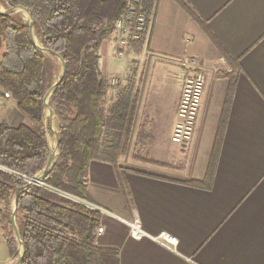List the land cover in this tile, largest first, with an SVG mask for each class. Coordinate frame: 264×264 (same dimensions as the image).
Returning a JSON list of instances; mask_svg holds the SVG:
<instances>
[{
    "label": "crops",
    "instance_id": "crops-1",
    "mask_svg": "<svg viewBox=\"0 0 264 264\" xmlns=\"http://www.w3.org/2000/svg\"><path fill=\"white\" fill-rule=\"evenodd\" d=\"M184 1L203 25L176 0H160L147 45L151 54L140 46L139 58L158 69L147 71L143 79L148 82L137 85L132 131L144 128L142 141L157 144L156 163L132 161L125 154L117 168L99 159L89 164L90 204L99 208L104 227L96 244L115 249L120 264H264V0ZM115 37L105 40L99 51L100 69L110 84L107 95L114 99L130 82L129 61L116 55ZM185 55L199 59L206 87L196 131L182 148L172 135L183 73L162 56ZM150 79L173 87L155 110L146 102ZM230 85L232 100L214 175L210 183L193 184L207 177ZM13 101L2 115L17 126L26 116ZM137 219L146 232L140 239L131 235ZM164 235L175 243H164ZM10 259L0 233V263Z\"/></svg>",
    "mask_w": 264,
    "mask_h": 264
},
{
    "label": "trees",
    "instance_id": "trees-1",
    "mask_svg": "<svg viewBox=\"0 0 264 264\" xmlns=\"http://www.w3.org/2000/svg\"><path fill=\"white\" fill-rule=\"evenodd\" d=\"M176 1L203 25L184 0ZM0 4L7 9L27 8L39 43L61 54L67 63L66 74L49 101L59 129V154L43 184L27 188L18 198L16 221L25 246L21 264H120L115 249L96 244L101 212L83 202H92L90 162L104 160L117 168L119 156L125 154L139 100V89L130 81L107 110L102 105L110 84L100 69L99 51L116 32L115 22L125 0H0ZM54 58L36 46L28 21L13 11L0 12V87L11 92L19 111L32 122L18 126L0 122V166L4 167L0 168V203H4L0 233L12 258L20 254L11 220L12 200L27 185L24 177L42 171L50 154L47 134L53 132L49 119L45 121L44 101L58 78ZM233 88L230 85L207 177L193 184L210 183L214 175ZM122 189L131 207L130 192L123 182Z\"/></svg>",
    "mask_w": 264,
    "mask_h": 264
},
{
    "label": "built area",
    "instance_id": "built-area-1",
    "mask_svg": "<svg viewBox=\"0 0 264 264\" xmlns=\"http://www.w3.org/2000/svg\"><path fill=\"white\" fill-rule=\"evenodd\" d=\"M159 1L125 0L123 12L115 22V51L118 57L124 55L126 48L133 46H142L145 53L151 54L147 50V45ZM162 57L177 65L183 73V92L179 103L178 121L173 131L172 140L182 148H185L191 142L196 131L206 87V73L196 56ZM111 83L116 85L118 84V80L113 79ZM11 98V92L3 91L0 87V108L3 107L6 100ZM83 203L91 208L97 209L89 202ZM103 233V225H97L95 229V241ZM131 235L138 239L146 235L138 219L131 223ZM164 237L165 242H163L168 245L174 244L176 241L172 236L164 235ZM16 260L12 258L6 264H16Z\"/></svg>",
    "mask_w": 264,
    "mask_h": 264
},
{
    "label": "rangeland",
    "instance_id": "rangeland-1",
    "mask_svg": "<svg viewBox=\"0 0 264 264\" xmlns=\"http://www.w3.org/2000/svg\"><path fill=\"white\" fill-rule=\"evenodd\" d=\"M5 9H7V7H5L4 5L0 4V10L1 11H4ZM13 12L14 13H17L26 22L27 21L29 22V17L27 15V13L24 12L23 10H16V11H13ZM114 34H116V32L115 33H112L109 36V39H113L114 38ZM36 39L39 42V38L36 37ZM140 50H141L140 49V46H138V47H134V46L133 47H128V48L125 49L124 55L123 56H119V58H126L129 61L128 62V69L129 70H128V73H127V76H126V79H127L126 82L127 81H131V80L133 82L135 81V85L136 86L138 84L141 85L143 81L145 82V84H146V82H148L146 79H143L144 74L147 71L152 70V73H153V71L155 72L158 69V65L157 64L155 66L152 65V67H150V63L148 64L145 59L144 60L143 59L141 60L139 58ZM103 59H104V57H103ZM54 62L56 64V76L57 75L59 76L60 73H61V68H62L61 67V64H60L59 60L56 59V58H54ZM149 82L150 83H149V85L147 87L148 88V91L146 92L147 93V95H146V102L149 101L151 103V106H153V108L155 110V109H157V103L156 102L159 101L161 103L162 100H165V98H163L162 96L163 95H166L169 91H171V90H168V89H172L173 87L171 85L167 86L164 81L158 80V79H150ZM165 91H166V93L164 94ZM110 96L112 97V95H110ZM111 97H109L108 95H106L105 98L102 100V105H104V108L106 110L110 106L111 101L114 100V97H112V99H111ZM11 99L13 101V98H11ZM11 99L6 100L5 103H4V105H3V107L0 108V122L1 121L7 122L4 119L5 117L2 114H3L4 108L7 107V104H8V102ZM149 102H148V104H149ZM13 103L16 105L15 101H13ZM145 107H146V105H145ZM14 111H16V110L14 109ZM46 114H47V111H46ZM47 122H49V121L47 120ZM18 123L19 122L17 120V121H15L14 124L17 125ZM21 123L32 124L31 120L28 117H26V119H24V121H22ZM146 133H147L146 130L144 128H141L140 126L139 127H136L135 129H133L132 134H131V138H130V141H129V144H128V147H127L126 152H125V154H127L128 156H130V158H131L132 161H145V162L155 161L154 155L156 156L157 151H158L157 150V144L151 143V142H144V141H142L143 140V137L141 135H144ZM47 136H48V139L50 138L51 145L52 146H55L54 134L53 133L51 134L49 132L47 134ZM125 154H123V155L125 156ZM0 168H4V167L0 166ZM24 178L27 181L29 179L28 177H24ZM58 192L60 194L66 195V193H64L63 191H58ZM70 197L73 198V199H75V200H79V199H77L74 196H70ZM80 201H82V200H80ZM12 204H14V199L12 200ZM3 206H4V203H0V207H3ZM15 238H16V236H15ZM16 240H17V238H16ZM18 249H19V251H21L19 243H18ZM14 259H17V258H14Z\"/></svg>",
    "mask_w": 264,
    "mask_h": 264
},
{
    "label": "water",
    "instance_id": "water-1",
    "mask_svg": "<svg viewBox=\"0 0 264 264\" xmlns=\"http://www.w3.org/2000/svg\"><path fill=\"white\" fill-rule=\"evenodd\" d=\"M16 10H23L24 12L27 13L28 17H29V27H30V33H31V37L33 39V41L35 42L36 46L41 49L43 52L49 54L50 56H53L55 58H57L61 64V73L58 76V78L56 79V81L53 83L52 87L50 88V90L47 92L46 97H45V101H44V107L47 111V114L45 116V121H47L49 119L50 121V127L52 129V132L54 134V138H55V146H52L50 143V138L48 139L49 142V146H50V154L48 157V160L43 168L42 171H40L39 173H37L36 175H34L33 177L28 179V183L27 185H25L24 187L20 188V190H18V192L15 194L14 197V204H13V212H12V216H11V220H12V224H13V228H14V232H15V236L17 238V241L20 245V254L17 258L16 264H21L23 257H24V253H25V246L24 243L21 239V235H20V231L18 228V224L16 221V215L18 212V198L19 195L22 191L26 190L27 188L33 186V185H42L43 180L45 179V177L49 174V172L51 171L54 163L56 162V157L59 154V143H60V138H59V129L56 126L55 123V113L53 111V109L50 107L49 105V101L50 98L52 97L54 91L56 90V88L59 86V84L62 82L66 71H67V63L64 59V57L59 54L58 52L52 50V49H47L45 47H43L36 39V35L34 32V25H35V21L34 18L32 16V14L30 13V11L22 6H17V7H10L8 9H5L4 11H1V13H5L8 14L12 11H16Z\"/></svg>",
    "mask_w": 264,
    "mask_h": 264
}]
</instances>
